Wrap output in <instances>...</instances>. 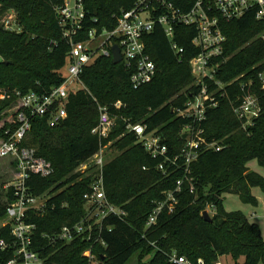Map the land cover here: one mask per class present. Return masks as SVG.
Wrapping results in <instances>:
<instances>
[{
  "label": "trees",
  "instance_id": "16d2710c",
  "mask_svg": "<svg viewBox=\"0 0 264 264\" xmlns=\"http://www.w3.org/2000/svg\"><path fill=\"white\" fill-rule=\"evenodd\" d=\"M65 0H0V21L8 11L17 15L20 32L0 24V141L18 127V114L23 94L43 93L60 85L66 77L71 45L64 37L57 7ZM136 0H84L87 27L113 29L124 10ZM188 10L195 0H174ZM93 18L98 22L94 23ZM228 37L219 78L228 82L237 77L247 80L253 67L264 60V40L257 35L264 23L248 13L241 19L223 23ZM196 28L176 27L175 41L184 48L177 53L164 29L157 25L145 38L146 52L157 65L154 80L139 88L131 83L132 70L112 57H99L81 75L84 87L71 93L67 102L68 117L52 127L48 117L34 116L24 146L33 147L37 155L53 164L49 177L32 175L28 184L35 194L46 190L58 192L45 215L32 214L36 224L32 249L44 259L43 264H175V253L193 262L204 259L216 264L227 257L225 264H264V234L261 226L251 221L242 210L228 211L227 194H237L245 204L258 206L255 190L264 193V175L252 169L257 161L264 168V111L254 126H244L234 113V102L242 91L239 82L228 88V96L219 106L207 111L203 123L205 134L219 140L221 151H203L185 170L181 156L186 144L183 129L189 120L179 117L173 108L184 106L195 89L190 60L199 49L193 43ZM8 62V63H6ZM122 103L120 108L116 103ZM264 104V100H263ZM107 106L116 118L110 136L100 139L92 130L99 124L100 107ZM145 123L147 133L155 132L168 146L173 163L162 156L154 158L138 141L129 124ZM102 145H109L118 154L104 166V184L108 198L127 210L125 218L108 217L97 230L101 241L80 238L72 243L54 241L46 235L57 234L64 225L85 218L87 203L84 193L95 174L85 175L76 169ZM164 163V169L160 165ZM182 181L181 191H176ZM172 191L178 199L174 211L168 206L157 223L147 228L149 216L166 201ZM4 198L6 201H2ZM14 202L13 190L0 193V217L7 218V206ZM216 206L212 220L203 211ZM14 241L10 226L0 228V240ZM104 241L105 243H102ZM92 249L95 260L85 251ZM12 249L0 247V264H7Z\"/></svg>",
  "mask_w": 264,
  "mask_h": 264
},
{
  "label": "built area",
  "instance_id": "2783aa9c",
  "mask_svg": "<svg viewBox=\"0 0 264 264\" xmlns=\"http://www.w3.org/2000/svg\"><path fill=\"white\" fill-rule=\"evenodd\" d=\"M59 19L62 23L64 37L69 39L71 50L64 81L43 93L30 92L23 94L16 91L22 100V110L18 114V127L9 132L6 139L0 141V159L8 158L9 165L15 178L4 186L8 191L13 190L14 202L7 206V218L3 226H10L14 241L0 240L3 250L12 249L13 256L7 264H43L44 259L32 249L33 234L36 224L29 221L34 213L45 215L53 204L52 198L58 193L46 190L42 194H35L28 181L32 175L49 177L54 174L53 164L37 155L33 147L24 146V141L32 128L31 119L34 116L48 117L49 124L55 127L68 117L67 102L71 93H76L84 87L81 75L85 68L94 63L99 57H112L113 46L118 45L122 61L131 69V83L139 88L154 80L157 74V65L146 52L145 38L160 25L166 36L172 42V48L177 53H183L184 48L175 41L176 27L186 25L196 28L193 45L199 49L197 55L190 60L195 89L184 106L173 108V111L182 118L189 120L183 129L186 135V144L181 156L185 160V170L190 172V165L196 161L203 151H221L224 145L219 140H210L203 127L207 119V111L220 105L221 100L228 96V88L239 82L242 91L234 102V113L243 122L244 126H254L264 111V60L253 67L255 73L247 80L237 77L231 81L219 78L222 66L227 62L225 47L228 37L223 23L238 20L248 13H254L256 19L264 23V0H195L188 10H184L174 0H136L134 6L124 10L118 17L117 25L113 29L97 26L88 28L87 11L84 0H65L57 7ZM2 19L8 30L20 32L17 15L8 11ZM93 22H98L93 18ZM264 40V29L257 35ZM1 97L6 98L8 90L0 88ZM122 103H116L120 108ZM116 116L107 106L100 107L99 124L92 130L100 139L108 138L116 126ZM129 130L136 133L138 141L154 157L159 156L176 163L180 157L171 159L168 146L155 132L147 133L145 123L129 124ZM109 145H102L100 150L77 170L89 176L95 174L89 189L84 193L87 203L85 218L74 224L64 225L55 235L46 236L54 241L72 243L83 238L88 242L101 241L97 230L103 228L108 217L125 218L126 209L115 205L107 196L104 184V166L108 162L106 149ZM11 159V161H10ZM164 169V163L160 165ZM182 181L176 191H181ZM178 199L170 191L167 200L158 203L147 221V228L154 226L161 213L168 206L174 211ZM210 215L217 211L216 206L208 204L206 209ZM204 210V211H205ZM203 211V212H204ZM256 211L251 213L255 218ZM102 243H105L102 241ZM85 255L94 261L92 249L85 251ZM171 262L175 264H208L204 259L196 263L185 256L174 254ZM216 264H225L220 258Z\"/></svg>",
  "mask_w": 264,
  "mask_h": 264
},
{
  "label": "rangeland",
  "instance_id": "374dc122",
  "mask_svg": "<svg viewBox=\"0 0 264 264\" xmlns=\"http://www.w3.org/2000/svg\"><path fill=\"white\" fill-rule=\"evenodd\" d=\"M0 24H4L3 19H1ZM117 154L118 151L113 147L110 148L109 146L106 149V155L108 161L112 160ZM8 161H9L8 158L0 159V193H2L3 190H6L4 185L15 178V175L13 174V171L11 170ZM251 167L253 170L264 175V168L261 167L257 161H253ZM75 172H77V170ZM255 193L259 202L258 206L245 204L237 194H227L225 197V207L228 211L242 210L243 212H245L249 216L251 221L258 223L261 226L264 234V193L260 189H256ZM2 201L4 202L6 200L2 198ZM253 211H256L258 214V216L255 218L251 217V213ZM5 220L6 219L0 217V228L4 225ZM224 261L225 262L228 261V258L224 257Z\"/></svg>",
  "mask_w": 264,
  "mask_h": 264
},
{
  "label": "water",
  "instance_id": "95a60500",
  "mask_svg": "<svg viewBox=\"0 0 264 264\" xmlns=\"http://www.w3.org/2000/svg\"><path fill=\"white\" fill-rule=\"evenodd\" d=\"M113 61H114V63H120L122 61L120 47L117 44L113 46ZM3 62H5V61H4L3 57L0 55V64ZM6 63H8V62H6ZM184 137H186V135H184ZM203 215L207 221L212 220V217L207 210H205L203 212Z\"/></svg>",
  "mask_w": 264,
  "mask_h": 264
}]
</instances>
